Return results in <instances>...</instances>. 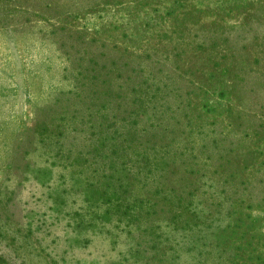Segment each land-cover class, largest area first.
Wrapping results in <instances>:
<instances>
[{"label":"rangeland","instance_id":"374dc122","mask_svg":"<svg viewBox=\"0 0 264 264\" xmlns=\"http://www.w3.org/2000/svg\"><path fill=\"white\" fill-rule=\"evenodd\" d=\"M0 264H264V0H0Z\"/></svg>","mask_w":264,"mask_h":264}]
</instances>
